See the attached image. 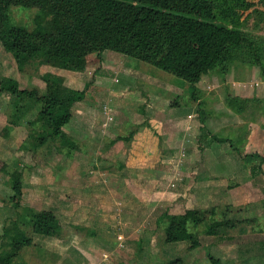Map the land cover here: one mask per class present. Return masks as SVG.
Masks as SVG:
<instances>
[{"label":"rangeland","instance_id":"1","mask_svg":"<svg viewBox=\"0 0 264 264\" xmlns=\"http://www.w3.org/2000/svg\"><path fill=\"white\" fill-rule=\"evenodd\" d=\"M244 4H246L245 9L234 6L237 15L227 23H234L236 19V26L259 44L257 51L260 49L259 52L264 56V0H244ZM37 14L38 10L33 8L11 7L9 10L12 24L22 26L29 31L34 28V18ZM218 16L221 18V15ZM129 63L131 66L143 65L162 74L161 77L154 79L157 86L141 83L140 80L135 83V78H128L131 81L130 89L122 98L119 97L120 92L127 86L122 82L125 78L120 69H126ZM228 67L229 69H222V66H218L205 75L199 84L201 90L195 92L197 100L201 102L196 101L197 106L194 107V126L190 129V131L194 130V136H188L191 144H187L189 146L184 153L187 161L182 163L177 159L178 152L175 151L180 147L172 148H175L173 155L167 154L168 150L172 151L171 147L161 146V152L165 157L172 156L173 164L177 166L185 167L188 162H193L191 171L205 172L208 167L216 165V161L210 163L205 161L207 152H204L203 147L214 135L230 141L231 144H221L220 147L226 154L235 157L230 163L236 173H241L237 174V177L245 175L244 170L251 171L253 167L264 176V58L260 65L247 66L234 61L229 63ZM253 69L254 71H251ZM115 72L119 75L116 76ZM81 73L83 75H79ZM46 74L61 78L63 86L71 90H82L86 83H91L87 90L88 99L72 108L74 125L70 126L71 122H69L64 127L68 134L72 130L74 139L83 145L78 146L79 149L76 154L73 152L74 157L71 159L65 155L64 157L67 158L52 154L47 161L44 160L47 149L58 146L49 143L39 148L35 156L29 151L20 149L31 133L28 123L33 121L38 107L28 111L16 125H10L5 114L10 98L7 93L0 94V158L7 165V173L0 172V252L5 250L7 245L5 239L2 242L3 248L1 247L3 226L7 225L8 230L12 234L15 233L11 221L15 219L16 211L9 201L12 191L8 173L17 170L22 173V181L25 180L22 182L19 209V219L25 223V226H22L17 217L18 227L31 236L33 242L19 252L14 264H212L208 260V255L218 259L220 264H241L243 263L241 260L245 258L249 259L248 264H264V242L262 245L251 244L253 245L250 246L251 250L244 253H221L222 250L216 249V244H208L202 239L205 237L204 232L209 223L223 219L222 211H226V217L243 220L248 216L249 208L244 210L245 212L240 210V207L232 211L227 210V207L216 208L215 214L207 216L204 223L197 227L189 226V231L201 240L199 247L189 249V242L164 243L163 241V224L157 223V219L172 208L164 206L168 201L162 206L158 202L154 204L151 202L150 206H141L139 205L141 201L134 195L116 189L115 181L112 180L114 178L120 180L118 174L120 169L116 168H120L121 162L117 158L122 159L123 155H127L128 150L126 147L122 150L118 149L116 153L111 152L106 146L109 138H105V135H113V137L118 134L132 135L140 129L137 124L131 125L127 131L121 128L125 123H134L135 118L139 117L138 101L136 102L133 95L158 93L163 96V98L159 96L161 100L158 109L168 108V105L170 106L177 99L179 106L184 109L190 107L188 102L191 97L186 81L149 64L111 51L103 52L100 62L95 59L94 53L91 54L83 72L63 70L46 64L38 67L29 64L23 72H19L12 54L0 45V78L16 80L20 89L37 88L43 92L45 83L42 78ZM102 77L106 78L99 79ZM236 78L239 81L235 80ZM95 83L98 85L97 88ZM111 86L113 91L111 95L114 94V98H111L110 103L107 101L109 90L106 89ZM101 88L107 91L106 94L97 93ZM104 101L105 104L110 103L112 107L103 106L104 108L100 110H103L101 112L103 119L100 120L103 128H97L99 116L95 111ZM122 105L131 111L128 113L123 111ZM78 111H81L82 115H79ZM116 123H121L119 124L121 126L116 127ZM103 130L106 131L102 133ZM251 131L253 135H257L256 145H249L245 137L250 135ZM197 133L199 138L196 136ZM60 149H55L56 153H60ZM234 149L239 151L238 156L234 154ZM113 155L116 158H112ZM200 164H203V167ZM161 165L165 166L166 163ZM230 175L231 173L227 174L229 177L227 183H236L238 178ZM262 176L260 181L264 184ZM32 179L37 181L35 187L29 186ZM167 182V179H161L160 185L162 184L164 190ZM185 185L187 186V183ZM258 187L262 190L261 185L258 184ZM179 190L180 187L176 184L175 188H170L169 191ZM134 204H137V207L131 208ZM185 206L178 204L172 212H183ZM259 206L261 210L264 208L263 203H260L257 209ZM26 210L51 211L62 225L63 236L55 238L32 234ZM255 223H257L255 219L248 220V223L245 221L241 228L252 230L263 225V223L261 225ZM210 242L217 241L210 240ZM246 242L249 243L244 241ZM234 245V242L229 243V246L234 247ZM177 259L180 262L174 263Z\"/></svg>","mask_w":264,"mask_h":264},{"label":"trees","instance_id":"2","mask_svg":"<svg viewBox=\"0 0 264 264\" xmlns=\"http://www.w3.org/2000/svg\"><path fill=\"white\" fill-rule=\"evenodd\" d=\"M245 5L244 0H0V45L12 54L19 72L29 64L83 72L91 54L100 62V56L107 50L120 53L186 81L191 99L196 102V84L216 67L229 69V63L234 61L247 66L262 62L264 56L260 49L257 51L259 44L236 26V19L227 23L237 15L234 6L245 9ZM11 7L38 10L31 31L12 24ZM42 81L43 92L37 88L20 89L16 80L0 78V94L7 93L10 97L5 110L7 121L16 125L28 111L38 107L33 121L28 123L31 133L20 149L36 153L52 143L58 148L50 149L62 147L69 154L76 145L63 127L70 122L72 108L84 100L91 83H86L82 90H71L53 75L46 74ZM211 140L231 144L228 139L214 135ZM255 171L253 167L251 172ZM0 172L7 173L6 162L1 158ZM8 175L12 191L9 201L16 211L11 221L15 233L3 226L1 247L5 239L7 245L0 252V264H14L19 252L33 242L18 227L22 173L14 170ZM215 210L191 209L181 215L162 213L157 223L163 224L164 243L189 242V249L197 248L198 238L189 231V226L201 225ZM26 211L32 234L63 236L62 225L51 211ZM225 213L222 211V220L208 224L206 236H229L244 222L230 219ZM208 260L220 264L211 255ZM178 262L179 259L174 261Z\"/></svg>","mask_w":264,"mask_h":264},{"label":"crops","instance_id":"3","mask_svg":"<svg viewBox=\"0 0 264 264\" xmlns=\"http://www.w3.org/2000/svg\"><path fill=\"white\" fill-rule=\"evenodd\" d=\"M120 70H122V74H124L123 77L125 78L122 82L127 85L125 86L126 89L121 91L119 94V97L121 98L124 94L127 93L128 89H130L131 81L128 78H133V79L135 78L136 79L135 83H137V80L138 81L140 80L142 81L141 83L144 82V84H151L157 86L154 82V79L155 78L157 79L162 75L149 67H145L143 65L131 66L130 63L129 66H127V68L124 69L125 71L123 69ZM251 71H254V69ZM115 73L116 76L119 75L117 74V72ZM79 75H83V74L81 73ZM109 76L112 77V75ZM103 78L104 77L99 79H103ZM127 79L129 81H127ZM235 80L239 81L238 78H236ZM200 81L196 84V89L198 91L201 90L199 87ZM97 86L98 85L95 83L96 88ZM116 86H120V85L116 84ZM111 89L112 86L109 87V89H106L107 91L109 90L107 101H109L110 103L112 101L111 98H114V94L111 95L113 92L111 91ZM106 90L101 88L97 90V93L99 92L106 94L107 92ZM133 96L134 99L136 98L135 99L136 102L138 101L137 103L140 112L138 114L139 117L135 118L136 120L134 123L131 122L125 123L124 126L121 128L123 130L126 129L127 131V129H129L131 125L137 124L138 126H140V129L138 131L136 130V132L132 133V135L118 134L116 135V137H113V135H105V138H109V141L106 142L107 143L106 146L110 148L111 152L116 153L118 149L122 150L125 149L126 147L128 150L127 155H123L122 159L117 158V160L121 162L120 168H116L118 170L120 169L118 173L120 180L118 181L115 178L112 179L115 181L116 189L129 193L131 196L134 195L139 201H141V204H139L141 206L142 205L150 206L151 202L152 204L158 202L162 206V204H165V202L168 201V203H166L164 206L172 207L168 211V214L170 215H181L184 213V210L186 211L191 209H201V210L210 209V208L223 209V207H227V210L229 209V211H232L235 208L240 207V210L244 211L247 208H249L250 214L247 212L248 216L242 220L244 222H242L231 235L206 236L204 234L205 237H203L202 239L204 241H207L208 244L209 243L216 244V249L222 250L221 253H244L247 250H251L250 246H253L255 243L256 244L261 243L262 245L264 242V218H262L264 216V208H262L263 212L260 206L257 209V206L260 203L264 204V184L262 183V181H260V176H262V173L258 172L257 170L254 173H252L250 170L245 169L243 173L245 175H242L240 178L237 177L236 175L239 174L240 172L236 173V170L232 168L233 166L230 163L232 160L235 159V157L233 155L226 154L224 149L220 147L221 144H226V143H217L212 140L207 141L203 145L204 152L205 151L207 152V154H205L206 155L205 161L207 163L208 162L210 163L211 161H216L215 163L216 165L208 167L205 172L202 170L191 171L193 162H188L185 165V167H183L182 165L177 166L173 164L174 160L171 158L172 156L165 157L161 152V146L162 148L171 147V149L173 147H175L176 149L180 147V149H177L178 151L177 150L175 151L174 150L175 148L172 149V151L168 150L169 152L167 154L173 155L174 151L175 153L178 152L176 157L179 160V162L183 163L187 161L186 154L184 153L186 152L185 149L189 146L187 144L190 143V139H188V136H194V130L190 131V129H192V127L194 126L193 125V117L195 111L194 107L195 105L197 106V103L193 102V100L190 97L189 99L190 101L188 102L189 103L188 105L190 107L182 109L179 106L180 104L177 101L178 100L177 99L170 106L168 105V108L158 109L161 100L159 99L160 94L145 93L144 95H141V93H137ZM87 97H88V93H86L83 101L76 104H82L84 101H86V99H88ZM160 97L163 98V96ZM176 98H178V96ZM105 102L106 101L100 103L97 111H95L99 116V121L97 122L98 124L97 128L99 127L103 128L102 123L100 121L103 119L101 113L103 112V110L102 111L100 110L103 109L105 106L112 107L110 103L105 104ZM197 102H201V101L197 100ZM76 104L74 106H76ZM124 105L121 106V109L123 111H125L126 113L131 111V109L127 107L126 108L123 107ZM78 113L79 115H82L81 111L80 112L78 111ZM125 114L123 115L125 116ZM240 121H242V119ZM70 122H71L70 126H73L74 125L73 114ZM116 124H117L115 125L116 127L121 126L119 125L121 123H116ZM64 127H63V131L65 132ZM105 131L103 130L101 132L104 133ZM252 132L253 131L250 132V135H246L245 137L246 139H248L249 145H256L257 135H253ZM65 133L71 140H73L74 144L76 145V148L67 155L64 149H60L59 150L60 153H56L55 149H47L48 152L45 155L44 158L45 161H47L49 156L52 154L56 157H61V156L64 157L65 155L69 159H71L72 157H74L73 152L74 154H76L75 152L79 149L78 146L83 145L82 143H77V141L74 139L72 130H70V134H68L67 132ZM196 136H198V133L196 134ZM119 137L121 138L131 137V138L128 141L116 140ZM184 137H187V139H185ZM208 137L209 136H207V138ZM198 138L196 139V141H198ZM166 145L168 147H165ZM39 150L40 149H38L36 153H33V156L37 155ZM220 150H222L223 152H221ZM234 154L238 156L236 152ZM113 157L116 158L114 155L112 156V158ZM239 160L241 159L239 158ZM163 163H166V165L162 166L161 164ZM200 166L203 167V164H200ZM223 171L225 172L224 174L222 173ZM228 173H231L230 176L233 177L236 176V178H238V180L235 181L236 183L233 184L227 183L228 182L227 180L229 178L227 177ZM24 177L25 176H23V178ZM263 177L264 176H262V179ZM98 178L99 177H96V179ZM162 178L167 179L168 181L165 190L163 189L162 184L160 185ZM24 181L25 180L23 179L22 182ZM175 181L177 183H175ZM36 182H37L36 180L33 179L30 180L29 186L35 187ZM186 183L187 186L185 185ZM176 184H178L180 190L178 192L169 191L170 188H175ZM258 184L262 186L261 187L262 190L259 189ZM178 204L186 205L183 212H172V210H175L177 208ZM136 205L137 204H134L133 206H131V208L137 207ZM228 218L236 220L235 218H232L230 216ZM251 219H255V221H257L258 224L261 225L263 223V225L259 228L254 227L252 230L242 229L241 227L245 224V221L248 223V220ZM257 223H255V225H258ZM230 238L232 239L231 241ZM210 240L217 242H210ZM198 241L200 246L201 244L200 237ZM244 241H249V243L248 242L244 243ZM230 242L231 243L234 242L235 244L234 247L229 246ZM248 260H249L248 258L241 260V262H243L241 264H248L247 263Z\"/></svg>","mask_w":264,"mask_h":264}]
</instances>
